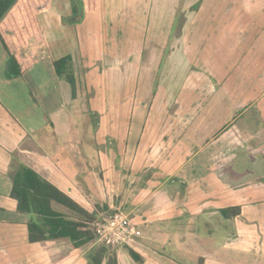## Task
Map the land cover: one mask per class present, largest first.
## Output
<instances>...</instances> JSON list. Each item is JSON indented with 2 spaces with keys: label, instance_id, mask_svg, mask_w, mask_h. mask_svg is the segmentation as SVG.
<instances>
[{
  "label": "crops",
  "instance_id": "1",
  "mask_svg": "<svg viewBox=\"0 0 264 264\" xmlns=\"http://www.w3.org/2000/svg\"><path fill=\"white\" fill-rule=\"evenodd\" d=\"M36 22L20 76L0 43V264H88L97 244L28 240L14 160L128 215L117 264H264V0H49Z\"/></svg>",
  "mask_w": 264,
  "mask_h": 264
},
{
  "label": "trees",
  "instance_id": "2",
  "mask_svg": "<svg viewBox=\"0 0 264 264\" xmlns=\"http://www.w3.org/2000/svg\"><path fill=\"white\" fill-rule=\"evenodd\" d=\"M49 6V0H0V43L6 52L5 74L8 78L18 77L26 68L24 60L14 54L12 47H23L30 36H40L36 14ZM10 34H6V32ZM55 74L63 78L74 95V79L69 55L53 61ZM9 177V196L15 200L19 213L28 216L27 234L30 242L66 239L73 247L95 241L91 223L96 220L68 195L46 181L31 168L12 161ZM54 206H61L65 212ZM225 218L235 217L239 208L220 210ZM136 262L139 256L125 247ZM88 264H117L115 251L102 244H95L86 254Z\"/></svg>",
  "mask_w": 264,
  "mask_h": 264
},
{
  "label": "built area",
  "instance_id": "3",
  "mask_svg": "<svg viewBox=\"0 0 264 264\" xmlns=\"http://www.w3.org/2000/svg\"><path fill=\"white\" fill-rule=\"evenodd\" d=\"M90 226L97 244L111 249L123 248L140 235L128 215L120 209L102 212Z\"/></svg>",
  "mask_w": 264,
  "mask_h": 264
},
{
  "label": "rangeland",
  "instance_id": "4",
  "mask_svg": "<svg viewBox=\"0 0 264 264\" xmlns=\"http://www.w3.org/2000/svg\"><path fill=\"white\" fill-rule=\"evenodd\" d=\"M103 212H108V211H106V210H103Z\"/></svg>",
  "mask_w": 264,
  "mask_h": 264
}]
</instances>
